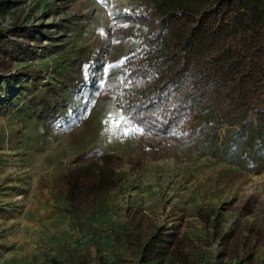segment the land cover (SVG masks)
<instances>
[{
  "label": "rangeland",
  "instance_id": "rangeland-1",
  "mask_svg": "<svg viewBox=\"0 0 264 264\" xmlns=\"http://www.w3.org/2000/svg\"><path fill=\"white\" fill-rule=\"evenodd\" d=\"M10 1L0 9V31L14 28L0 45V95L11 88L5 78L23 84L71 42L95 47L99 65L73 114L66 108L58 120L45 115L33 121L17 104L0 106V264H48L70 256L97 264L102 255L109 264H136L137 245L157 228L199 235L193 264H264V165L239 170L202 155L197 145L168 154L102 93L103 77L121 61L131 30L115 12L138 0ZM199 120L194 111L177 130ZM102 154L114 158L121 181L105 210L79 222L66 212L64 174L99 162ZM199 209L213 213L217 233L196 216ZM237 230V249H229Z\"/></svg>",
  "mask_w": 264,
  "mask_h": 264
},
{
  "label": "trees",
  "instance_id": "trees-1",
  "mask_svg": "<svg viewBox=\"0 0 264 264\" xmlns=\"http://www.w3.org/2000/svg\"><path fill=\"white\" fill-rule=\"evenodd\" d=\"M2 4L12 1L0 0L1 10ZM115 14L118 23L129 21L131 30L121 61L103 77L101 90L111 108L158 138L168 154L197 145L202 155L239 170L264 165V0H138ZM6 31H0V45ZM94 48L71 42L23 84L12 86L5 78L11 88L0 95V106L17 104L22 117L33 121L45 115L58 120L66 108L73 114L98 69ZM49 72L53 78L47 81ZM194 111L198 124L177 130ZM100 158L64 174L66 212L79 222L106 209L123 175L111 166V155ZM196 216L217 233L211 211L199 209ZM237 233L229 249H237ZM198 236L157 228L137 245L136 264H193ZM48 262L84 263L73 256ZM97 264L109 263L102 255Z\"/></svg>",
  "mask_w": 264,
  "mask_h": 264
},
{
  "label": "bare ground",
  "instance_id": "bare-ground-1",
  "mask_svg": "<svg viewBox=\"0 0 264 264\" xmlns=\"http://www.w3.org/2000/svg\"><path fill=\"white\" fill-rule=\"evenodd\" d=\"M19 65H21V66H22V64H21V63H20ZM21 66H20V67H21Z\"/></svg>",
  "mask_w": 264,
  "mask_h": 264
}]
</instances>
